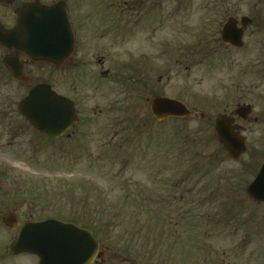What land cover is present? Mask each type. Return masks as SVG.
<instances>
[{
	"label": "rangeland",
	"instance_id": "rangeland-1",
	"mask_svg": "<svg viewBox=\"0 0 264 264\" xmlns=\"http://www.w3.org/2000/svg\"><path fill=\"white\" fill-rule=\"evenodd\" d=\"M25 1L30 0H17L13 7ZM41 1L50 3L59 0ZM189 1L193 6H197L205 0ZM136 2L137 0H68L70 12L79 22L78 30L83 26L84 20L89 24L98 21L99 25L104 27L106 18L113 20L108 17L109 12L106 9H113L119 3H123L122 33L116 28L118 37H122V40L119 39L116 47L109 53L106 51L107 42H97L103 30L99 28L100 32H94L92 29V34L85 35L88 41L90 40L91 52H93L92 56L88 57V61L95 67L98 59L107 58L103 70L110 69L112 76L116 67L139 66L142 69V76L138 75L140 84H136L135 87L140 89L136 92L134 90L130 97L123 92L118 93L111 85L110 79L101 77L102 69L98 68L96 76L101 79L98 84L102 87L96 91L92 86L96 84L95 82L87 83L80 88L81 93L76 100L81 108V115L88 124L80 134L86 136L81 138L75 136L77 138L73 139L75 146L68 147L69 151L66 150L71 153L68 160L61 159V153L55 152L56 147L49 141L43 143V152H39L36 157L24 154L22 149L19 151L17 146L22 138L34 137L28 131L26 135L16 137L14 141L12 136L5 138L1 134L0 149L6 148L4 149L6 152L0 156V163L10 168V180L17 182L14 185L9 180L12 187L14 185V189L11 190L19 192L17 194L11 191V195L31 196L32 194L41 197L42 207L45 209L47 207L49 211L55 209L64 213L100 214L101 216L90 217L92 225L99 226L98 223L101 222L105 228L106 264H140L139 262L142 264H262L264 204L254 202L246 194V186L258 170L260 160L254 164L251 154L247 153L236 162L226 157L223 162L221 155L217 174L220 173L219 177L224 181H217L211 187H220L221 190L224 186L223 190H229V195L221 192L222 196L218 197L221 204L217 205H221V209L230 210L229 213L224 214L223 211L214 212L212 205L218 203L216 201L202 207L193 203L192 199L195 195L190 192L180 198L179 183L176 182L178 184L172 187L169 185L172 174L180 170V167L166 157L167 155L160 154L165 150H171L172 142L180 138L172 148H179V144L182 145V138H187L185 139L187 141L198 140L195 146L200 149L199 142L202 139V144H205L203 150L205 155L216 151L220 153L215 138L211 146L206 138L210 140L214 137L210 122L213 123L217 114L226 109L230 111L232 106L235 107L245 101L244 90L242 91V87L245 86L244 77L240 70L244 54L235 51L233 71L220 69L206 71L205 65L194 66L187 72L179 71L174 66V61H177L176 54H173V51L177 50L175 43L179 42L180 38L183 42L194 41L197 35L193 32L202 31V28L199 26L196 29L194 26L175 29L179 26L177 23L179 18L184 23L185 20L179 14L176 18L173 17L175 15L173 9L164 12L161 5H175L176 0H152L150 3L144 0V4H149V7L150 4L155 6L154 9L150 7L151 13L148 15L154 17L155 23L157 21L162 23L160 26H155V35L149 34L148 38L143 36L133 42L131 26L125 22L132 21L131 6ZM233 4L241 5L240 15L251 18L253 15L251 7L264 4V0H235ZM194 9H190L192 17L188 19V23H201L204 13L193 12ZM5 10L7 15L6 12L1 11L0 20L12 21L11 10ZM146 12L147 10L142 11L143 14ZM104 13L106 16L103 18ZM167 17L169 19L165 24ZM114 20L119 18L116 17ZM89 24L86 27H89ZM80 41L82 42L83 39L81 38ZM163 43L172 50L169 59L161 54ZM247 53L248 57L252 56L251 51L248 50ZM150 57H153L150 63L154 67V72L150 73L151 67L148 74L144 68L148 62L146 58ZM250 59L253 62V58ZM127 74L129 75L125 78L132 79V73ZM32 77L34 83L53 84L56 82L54 78L57 79L51 67L47 65L34 71ZM149 78L150 85L144 88L142 85ZM65 84L59 86V91L67 95ZM25 94L26 90L20 85L6 84L0 92V119L5 116L14 127L20 126L16 105ZM155 95L179 100L193 114L203 113L205 118L200 120L190 117L181 122L170 118L163 124L155 123L149 112V102ZM145 99H147L146 103ZM109 121L111 122L108 123ZM116 123L121 125L114 131ZM132 128L140 133L136 134ZM68 144L70 143L67 141H60L57 148L65 152L60 148ZM191 151L194 150L186 151L185 154ZM128 155L133 156L132 166L129 165L131 168L123 166L124 161L127 163L129 160ZM117 160L120 163H117ZM204 162L206 163V160ZM26 182L30 184H25ZM138 191L143 197H148L150 202L157 203L161 200L160 202L167 205L171 203L167 215L170 220L164 222L166 235L156 240L161 243L157 248L153 245V232L147 231V226H144L146 222L129 220L131 217H136L133 215L135 208L130 196H136ZM86 199L88 206L84 210ZM141 212H145V209ZM113 213H117L116 216L119 217L115 224L112 219L116 216ZM208 216L212 222L206 219ZM152 217H156V214ZM190 220L196 221L187 223ZM138 223L140 227H136ZM139 228L142 229L140 237L129 233L131 229L139 231ZM145 234H152L150 239L153 251H148L147 255L142 257L140 245Z\"/></svg>",
	"mask_w": 264,
	"mask_h": 264
},
{
	"label": "flooded vegetation",
	"instance_id": "flooded-vegetation-1",
	"mask_svg": "<svg viewBox=\"0 0 264 264\" xmlns=\"http://www.w3.org/2000/svg\"><path fill=\"white\" fill-rule=\"evenodd\" d=\"M16 1L13 0L11 4L0 2V12H6L5 9L11 10L13 19L12 21L0 20V31H9L14 27L17 19L16 9L21 5L20 3L14 8L13 5ZM63 1H66L68 6L70 26L75 39V45L70 55L49 67H51L52 73L57 77V79L53 77L56 81L53 83V87L58 94L64 95L60 93L59 86L66 83V96L75 103L78 117L76 123L63 136L51 139V144L56 147L57 151L55 152L59 153L61 151H59L57 145L60 144V141L69 142L68 146L62 145L60 149L65 150V152H61L62 156H70L71 153L66 152V150H68V147L72 148L75 146V140H73L77 139L75 136H78V138L86 136L80 134L82 133L81 131L86 129V125L88 124L85 117H82L81 108L76 101L81 93L80 88H83L87 83L95 82L96 84L92 86L98 91L102 86L98 84L101 79L97 78L96 70L101 68V77L110 79L112 81L111 85L116 88L118 93L122 94L127 87H133L131 83L136 82L138 75L142 76V69L139 66L133 68L132 66L122 65L114 69L115 73L112 76L110 69L103 70L106 67L107 58L101 57L98 59L95 67L88 61V57L92 56L93 52H91L90 40L88 41L85 35L92 34V29L94 32L99 31V28L103 30L97 42H107L106 51L109 53L116 47L118 40H122V37H118L116 28L122 33L123 3H119L113 9H106L109 12L108 17L110 19L113 18L114 20L118 17L119 20L113 21L106 18L104 27L100 26V22L98 21L89 24V22H86L87 20H84L83 26L78 30L77 25L79 22L75 20V17L73 18L68 0ZM151 1L146 0L147 3ZM230 1L235 2V0H212V2L205 0L203 1L204 3L193 6L189 0H176L177 4L161 5V8H164V12L173 9V12H175L173 17L176 18L179 14L185 20L186 23L179 18L177 21L179 26L175 27V29L191 28L194 26L196 29L199 26L202 28V31L193 32V34L197 35L194 41L183 42L180 38L179 42L175 43L177 50L173 51V54H176L177 61H174V66L179 71L187 72L194 66L200 65H205L206 71L217 69L227 72L233 71L235 66V51L244 54L242 65H237L240 66V70L243 72L245 86L242 87V91L244 90L243 98L245 101L242 104H237L235 107L232 106L230 111L224 110L225 112L223 111L217 114V116L224 115L229 119V134L243 141L246 148L245 154H251L253 163L255 164L257 160L258 162L260 160L261 163L258 170L253 174L254 179L261 165L264 164V4L252 6L253 15H251L250 21H247L244 19L246 18L245 16L240 15L241 5L230 3ZM55 2L58 1L44 4L48 5ZM137 2L131 6L132 21L125 22L128 23V26H131L133 42L138 41L143 36L148 38L149 34L155 35V26H160L162 23L161 21L155 23L154 17L148 15L151 13L150 7L155 8L154 4H150L149 7V4H144V0H137ZM192 8H195L193 12L200 11L204 13L201 23H188V19L192 17V13L190 12ZM145 9L148 16L142 13V11H146ZM105 16L106 13H104L103 18ZM146 16L147 20L144 19ZM168 19V17L166 20L164 19L165 24L168 22ZM229 22L233 24L230 38L235 39V35H241L237 43H232L222 38L224 27ZM87 24H89V27H86ZM106 35H112V37H106ZM81 38L83 39L82 42L80 41ZM162 47L163 52L161 54L163 57L166 56L169 59L172 50L169 46L165 47L164 43ZM248 50L252 52L251 57L253 58V62L250 59L251 57H248ZM6 57H15L17 63L23 66L25 76H30V78L34 71L42 68V64L32 63L23 54L16 53V49L0 44V92L6 87V84H18L27 93L36 84L34 83V78H31L30 85L13 80L3 65V60ZM146 59L148 62L144 70L149 74V70L152 67L150 61L153 57ZM153 70L154 67L151 68L150 73H153ZM130 72L132 73V79H129V77L125 78L126 75H129L127 73ZM150 78L148 81L146 80V86L150 85ZM132 93H134L133 90ZM144 102L146 103L147 99ZM17 107L18 105H16V112L18 113ZM204 117V114H200L199 116L201 119ZM18 119L20 121V126L18 127H14L13 124L5 119V116L0 119V135L2 134L5 138L12 136L14 141L16 137L26 135V131H28L34 137L30 136V139L22 138L18 142L17 147L19 151L20 149L24 150V154L36 157L39 152H43V138L46 137L36 131L24 117L18 116ZM4 149L6 148L0 149V156H3L6 152ZM221 151L223 155H227L223 149ZM9 180L10 168L0 163V264H78L80 261L75 263L74 260H69V257L73 256L74 248H77L79 244L82 250L78 253L89 255L87 249L91 246L92 240L96 242L97 249L92 260L86 264H106L107 250L105 243L107 236L104 232L105 228L101 222L98 223L100 228L91 223V217L101 216L100 214H91L89 212L64 213L55 209L49 211L47 207L46 209L42 207L43 199L41 197L32 196V194L31 196H16L19 192L11 189H14V185L17 182L10 180L14 184L12 187ZM25 184H30V182H26ZM11 191L17 192V194L11 195ZM46 221L52 222L50 228L46 230L50 232V236L45 239L46 242H50V245L46 246L51 249L50 252L43 251L44 240L42 235H36L34 242L38 243V248L31 249V251L24 245L26 243L20 242L15 245L19 240L25 239L29 228ZM75 234H77V237H75ZM47 259H51L52 262L46 261ZM139 263L142 264L141 262ZM262 264H264V253Z\"/></svg>",
	"mask_w": 264,
	"mask_h": 264
},
{
	"label": "water",
	"instance_id": "water-1",
	"mask_svg": "<svg viewBox=\"0 0 264 264\" xmlns=\"http://www.w3.org/2000/svg\"><path fill=\"white\" fill-rule=\"evenodd\" d=\"M0 1L6 4L13 2V0ZM16 15L15 27L9 31H0V44L16 49V53L23 54L32 63L36 64H54L71 54L75 41L64 4L58 3L46 6L38 0H34L22 4L16 10ZM232 29L233 24L229 22L223 30L222 37L226 41L237 43L241 35H235L236 38L231 39ZM3 65L12 78L30 83V79L24 74L23 66L17 63L15 57L4 58ZM150 110L158 121L168 117L188 115L184 105L162 97L152 100ZM18 112L38 132L53 138L60 137L66 133L77 118L74 104L53 91L50 84L34 86L19 103ZM228 123V118L224 116L218 117L215 121V130L219 142L228 153V158L237 161L245 152V145L240 138L229 134ZM247 193L255 201L264 202V164L261 166L254 181L248 186ZM51 223L35 224L28 229L25 239L19 240L15 245L20 242L26 243L24 245L31 251V249L38 248V243L34 242L36 235H42L44 240L43 251L50 252L51 249L46 247L50 245V242H46L45 239L50 236V232L46 230L50 228ZM75 237H77V234H75ZM96 249L97 244L92 240L91 246L87 249L89 255H82L78 253L82 250L78 244L69 260H74L75 263L80 261L78 264L89 263L94 257ZM46 261L52 262L51 259Z\"/></svg>",
	"mask_w": 264,
	"mask_h": 264
},
{
	"label": "trees",
	"instance_id": "trees-1",
	"mask_svg": "<svg viewBox=\"0 0 264 264\" xmlns=\"http://www.w3.org/2000/svg\"><path fill=\"white\" fill-rule=\"evenodd\" d=\"M135 88H136L135 82H133V87L130 89L135 90ZM160 124H163V123H160ZM132 130L134 129L132 128ZM134 131L136 132V134L140 133V132H137L136 130ZM43 139H44L43 140L44 144L47 141H49V143L51 142V140H46V138H43ZM180 139L172 142V146L170 148L171 150H165L160 153L161 156L167 155L166 157H169L172 161H174L176 165L180 167V170L172 174L171 180H169V183H170L169 185L172 187L175 184L179 183L180 186H179L178 196L180 198H182L183 195H186V193L188 192L194 194L195 198L192 200H193V203L197 206L205 207L206 204H212L214 201H216L218 203H214L212 205L214 212L216 211L218 213V211H223L224 214L229 213L230 212L229 208H225L224 210V209H221V205H217V204H221L219 203L220 201L218 199V197L222 196L221 192L228 194L229 190L228 191L223 190L224 186L221 187V190H220V187H213L215 190L211 187L212 184L216 183L217 181L218 182L224 181L222 180V177H219L221 174L220 173L217 174V173L220 167L218 166V164L220 163L221 155H222L223 162L226 159L225 156L222 153H219L218 151L210 152V154L205 155L203 152L205 148V144H202L203 143V141H201L202 139H200V142H199L200 149L195 146L198 140L187 141L185 140L187 138H182V141H181L182 145L179 144V148L177 149L172 148L175 145V142H179ZM206 140L209 142V145L211 146V142L214 139L213 137H211L210 140L208 138H206ZM191 149L194 151L188 152V154L186 155L185 152ZM104 154L106 153L104 152ZM146 154H145V157L147 156ZM69 157L70 156H62L61 159L64 158L68 160L70 159ZM128 158H129L128 162L126 163L124 161L123 166L131 168L129 165L132 166L131 159H133V156L131 157L128 155ZM204 160H206V163L204 162ZM117 163H120V161L117 160ZM192 181H196V182L192 183ZM173 195H175V193ZM127 198L129 197L127 196ZM130 198L133 201V204H134L133 206L135 208V213L133 215L136 217H131L129 220L146 222L144 223L145 224L144 226H147L146 230L150 231L151 233L153 232L152 234H153L154 247L157 248L161 246V243L156 242V240L166 235V230H164V227H165L164 222H166L167 220H170L167 215H168V209L171 203L167 205L166 203L160 202L161 200H158L159 202L157 203H155L154 201L150 202L151 200L148 197H143L140 191H138L136 196L132 195L130 196ZM171 200H173V198ZM84 204H85V207H84V210H85L86 207L88 206L87 199ZM154 207L156 210L154 209ZM143 209H145V212H141ZM151 212H157V213H151ZM113 214L115 216L118 215L117 213H113ZM155 214H156V217H152ZM142 215H145V217H139ZM165 217H167L168 219ZM118 218H119L118 216L113 217L112 220L114 221V224L115 222L117 223V221L119 220ZM195 219L197 218L195 217ZM206 219H209L208 221L212 222V219L209 218V216L206 217ZM195 221L196 220H190L187 223H191ZM136 227H140V224L138 223ZM141 231L142 229L140 228H139V231H136L135 229H131L129 233H132L134 236L140 237L142 235ZM155 232H157L158 234H155ZM152 234L144 235L145 238L142 240L143 243L140 245V248H141L140 255L142 257L144 255H147L148 251L150 252L153 251V249L151 248L152 241L150 239ZM130 242H133V241H130ZM125 246H127V244H125Z\"/></svg>",
	"mask_w": 264,
	"mask_h": 264
}]
</instances>
